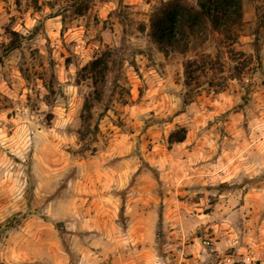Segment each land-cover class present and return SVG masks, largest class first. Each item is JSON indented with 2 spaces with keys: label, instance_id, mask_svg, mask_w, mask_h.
<instances>
[{
  "label": "rangeland",
  "instance_id": "rangeland-1",
  "mask_svg": "<svg viewBox=\"0 0 264 264\" xmlns=\"http://www.w3.org/2000/svg\"><path fill=\"white\" fill-rule=\"evenodd\" d=\"M168 1L0 0V264H175L195 237L234 263L264 251V0L185 52L151 36Z\"/></svg>",
  "mask_w": 264,
  "mask_h": 264
},
{
  "label": "trees",
  "instance_id": "trees-1",
  "mask_svg": "<svg viewBox=\"0 0 264 264\" xmlns=\"http://www.w3.org/2000/svg\"><path fill=\"white\" fill-rule=\"evenodd\" d=\"M74 8V15H85L93 0H68ZM21 0H16L19 5ZM60 13L55 14L59 15ZM66 16V15H62ZM242 17V0H199L198 5H192L186 0H169L163 3L152 16L153 39L167 52V48H181L182 52L190 49L191 40L209 27L212 31H231L232 26ZM16 34V33H15ZM18 42H11L14 48ZM2 57L0 56V62ZM91 74L97 85L104 78L107 66L100 59L90 62ZM192 64L185 63V83H192ZM186 128L179 127L171 133L172 141L181 142L186 137ZM250 184L261 180L259 177L248 179ZM226 184V183H223Z\"/></svg>",
  "mask_w": 264,
  "mask_h": 264
},
{
  "label": "crops",
  "instance_id": "crops-1",
  "mask_svg": "<svg viewBox=\"0 0 264 264\" xmlns=\"http://www.w3.org/2000/svg\"><path fill=\"white\" fill-rule=\"evenodd\" d=\"M193 239L194 241L189 242L186 239L179 240L181 247L178 249L175 264H229L234 261L233 255L224 254L220 241L210 240L214 248L211 253L200 249L197 237ZM243 260L248 264H264V251L253 250V252L245 253Z\"/></svg>",
  "mask_w": 264,
  "mask_h": 264
},
{
  "label": "built area",
  "instance_id": "built-area-1",
  "mask_svg": "<svg viewBox=\"0 0 264 264\" xmlns=\"http://www.w3.org/2000/svg\"><path fill=\"white\" fill-rule=\"evenodd\" d=\"M203 244H204L206 247L210 248L211 251L214 250L213 245H212V243H211L210 240H204V241H203ZM232 263H234V261H233ZM234 264H240V263H234ZM245 264H248V262L245 261Z\"/></svg>",
  "mask_w": 264,
  "mask_h": 264
},
{
  "label": "water",
  "instance_id": "water-1",
  "mask_svg": "<svg viewBox=\"0 0 264 264\" xmlns=\"http://www.w3.org/2000/svg\"><path fill=\"white\" fill-rule=\"evenodd\" d=\"M3 229H4V227H1V228H0V239H1V237H2Z\"/></svg>",
  "mask_w": 264,
  "mask_h": 264
}]
</instances>
